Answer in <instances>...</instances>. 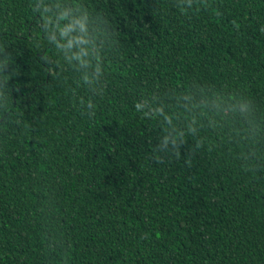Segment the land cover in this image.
Wrapping results in <instances>:
<instances>
[{
    "label": "trees",
    "instance_id": "16d2710c",
    "mask_svg": "<svg viewBox=\"0 0 264 264\" xmlns=\"http://www.w3.org/2000/svg\"><path fill=\"white\" fill-rule=\"evenodd\" d=\"M0 63V264H264V0H0Z\"/></svg>",
    "mask_w": 264,
    "mask_h": 264
},
{
    "label": "clouds",
    "instance_id": "9594fccd",
    "mask_svg": "<svg viewBox=\"0 0 264 264\" xmlns=\"http://www.w3.org/2000/svg\"><path fill=\"white\" fill-rule=\"evenodd\" d=\"M75 59H79V57H75ZM8 67L7 64H4V63H0V72H4V70ZM82 68H88V64H82L81 65ZM99 73H100V70L99 68H97L94 72H92L91 74L89 73H85V76H84V82L85 83H88V84H91L94 82V80H96L98 77H99Z\"/></svg>",
    "mask_w": 264,
    "mask_h": 264
}]
</instances>
